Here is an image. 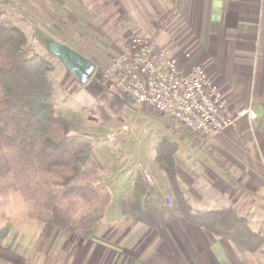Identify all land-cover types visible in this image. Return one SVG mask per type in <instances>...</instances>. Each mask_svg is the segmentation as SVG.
<instances>
[{"label": "crops", "instance_id": "crops-1", "mask_svg": "<svg viewBox=\"0 0 264 264\" xmlns=\"http://www.w3.org/2000/svg\"><path fill=\"white\" fill-rule=\"evenodd\" d=\"M165 1L174 8L172 23H178L175 26L179 30L170 44L181 66L188 70L196 63L210 62L205 54L218 53L222 48L237 53L240 57L227 71L215 64L207 70L231 109L251 106L258 117L243 116L216 137L208 138L154 111L161 128L154 130L153 136L137 141L123 138L115 151L105 149L108 155L99 167L104 171L112 201L96 235L74 244L68 253L65 244H72V239L58 236L57 228L45 225L48 233H56L38 236L46 241L47 250L55 247L51 246L53 242H66L55 264H62L63 255H67L69 264H264L262 255L215 236L184 216L185 208L197 211L233 207L248 219L253 230L264 231V0ZM187 46L193 54L191 59L183 51ZM254 60L260 61L255 65ZM120 96L126 102L134 101L124 94ZM144 106L145 111H152ZM164 140L176 146L173 159L179 194L158 160ZM170 144L166 147L171 150ZM123 173L128 179H117ZM116 207L121 211L118 216ZM39 227L36 221H22L12 229L10 243L14 242L11 235L16 229L28 234L23 235V250L34 249L37 243L33 234ZM21 257L11 244L0 246V264H22ZM50 257L48 254L42 264H50Z\"/></svg>", "mask_w": 264, "mask_h": 264}, {"label": "trees", "instance_id": "trees-1", "mask_svg": "<svg viewBox=\"0 0 264 264\" xmlns=\"http://www.w3.org/2000/svg\"><path fill=\"white\" fill-rule=\"evenodd\" d=\"M30 35L0 9V245L22 217L40 219L76 238H91L112 201L94 158L90 134L57 112L54 64L49 53L28 49ZM103 122L114 117L101 112ZM165 141L158 160L176 194L181 193ZM191 223L264 257V231L250 227L233 207L184 210Z\"/></svg>", "mask_w": 264, "mask_h": 264}, {"label": "rangeland", "instance_id": "rangeland-1", "mask_svg": "<svg viewBox=\"0 0 264 264\" xmlns=\"http://www.w3.org/2000/svg\"><path fill=\"white\" fill-rule=\"evenodd\" d=\"M0 9L9 13L12 19L30 35L28 47L30 51L48 53L45 42L48 38H54L71 46L96 64L91 79L87 83H82L52 56L50 60L54 64V69L50 76L56 83L58 114L78 130L92 136L93 158L103 175L101 166L103 159L108 155L107 147L115 151L118 141L123 138L127 141H137L142 137L149 138L154 135V130L161 128V121L154 115V111L159 116L163 115L152 107V111H145V106H139L135 101L126 102V98L120 96L117 88L103 79L102 73L111 58L125 49L134 36H147L154 44L172 49L170 39H173L174 33L179 29L175 26L178 24L176 21L172 23L175 18L174 8L165 0H0ZM183 51H191V48L187 46ZM205 56H209L207 58L210 60L203 62L206 69L211 70L212 65L215 64L219 69L222 67L223 71L230 69L233 60L240 57L237 53H231L223 48L218 53L208 52ZM250 61H253V55H250ZM259 61L254 60V64ZM228 74L231 76L229 71ZM102 111L112 115L114 120L103 122ZM112 133L116 134L115 138L112 137ZM114 155L120 154L115 152ZM122 177L128 179L126 173L119 175L117 179ZM113 190L114 193L117 192L116 187H113ZM120 212V208L116 207L117 216ZM24 220L28 221V224L33 221L41 224L33 234L36 247L32 250H23V235L28 234L16 232V229L11 235L14 242L10 243L8 240L2 246L11 244L12 249L23 255V258H20L22 264H42L48 254L51 256L50 264L51 262L55 264V257L62 252V246L66 242L61 243L63 240H59V244L54 245L52 241L51 246L55 247L47 250L46 241L39 239L38 236L55 235V231L48 233L49 228L45 226L52 225L40 219L22 217L13 224L12 229ZM32 228L36 229V226ZM57 229L58 236L72 239V244L68 242L65 244L68 253L72 251L74 244L86 240H77L65 231ZM60 259L62 264L67 262L69 264L67 255H63Z\"/></svg>", "mask_w": 264, "mask_h": 264}, {"label": "built area", "instance_id": "built-area-1", "mask_svg": "<svg viewBox=\"0 0 264 264\" xmlns=\"http://www.w3.org/2000/svg\"><path fill=\"white\" fill-rule=\"evenodd\" d=\"M185 56L191 59L193 54L186 51ZM102 76L137 105L150 106L208 138L216 137L243 116L258 117L251 106L234 112L203 64L186 70L172 49H158L147 36H134L111 58Z\"/></svg>", "mask_w": 264, "mask_h": 264}, {"label": "water", "instance_id": "water-1", "mask_svg": "<svg viewBox=\"0 0 264 264\" xmlns=\"http://www.w3.org/2000/svg\"><path fill=\"white\" fill-rule=\"evenodd\" d=\"M47 52L56 57L79 82L87 83L96 69V64L71 46L54 38L46 40Z\"/></svg>", "mask_w": 264, "mask_h": 264}]
</instances>
